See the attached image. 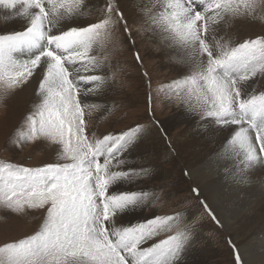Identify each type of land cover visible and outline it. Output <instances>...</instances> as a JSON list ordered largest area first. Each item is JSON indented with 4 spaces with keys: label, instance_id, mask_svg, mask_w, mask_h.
<instances>
[{
    "label": "snow or ice",
    "instance_id": "snow-or-ice-1",
    "mask_svg": "<svg viewBox=\"0 0 264 264\" xmlns=\"http://www.w3.org/2000/svg\"><path fill=\"white\" fill-rule=\"evenodd\" d=\"M259 6L264 0H137L139 20L130 22L123 0H0V94L35 86L18 136L24 146L55 145L58 156L35 168L0 163V209L43 213L34 234L0 245V264H187L195 221L185 212L142 218L159 199L144 183L155 173L145 159L150 129L137 124L101 138L88 130L86 110L101 107L88 98L110 88L95 53L119 29L134 46L137 22L177 50L187 71L169 88L192 115L212 118L223 137L214 160L243 182V174L264 168V36L232 46L216 34L233 18L254 19ZM91 16L96 22L85 23ZM16 20L22 27L9 30ZM136 59L142 64L138 52ZM192 193L220 224L200 188ZM232 246L235 264H247Z\"/></svg>",
    "mask_w": 264,
    "mask_h": 264
},
{
    "label": "rangeland",
    "instance_id": "rangeland-1",
    "mask_svg": "<svg viewBox=\"0 0 264 264\" xmlns=\"http://www.w3.org/2000/svg\"><path fill=\"white\" fill-rule=\"evenodd\" d=\"M133 20L138 21L139 18L129 19L130 22ZM84 22H96V17L91 16ZM3 26V14L0 13V27ZM11 26L9 23V30L14 29ZM131 32L134 46L129 43L127 34L119 29L95 53L106 66L104 74L109 79L111 90L105 93L106 99L88 98L89 102L101 105L99 109L86 110L90 112V115H86L89 132H94L95 138H101L108 133L127 131L137 124L147 126L150 131L155 127L159 129L165 140L163 144L170 152V158L160 164L168 172V176L162 179L153 177L150 182L144 181L146 188L157 190L159 199L143 211L142 218L153 214L165 216L185 212L190 220L195 221L197 231L186 253L187 264H235L233 244L238 246L247 264H264V180L260 178L253 181L246 178L241 182V174L236 169L229 165V172H225L223 166L226 162L217 164L213 157H190L188 161L178 156L173 140L180 130L182 132L186 128V124L179 117L176 124L174 122L170 125L173 126L170 135H166L161 126L163 121L168 123L176 114L188 110L169 88L187 70L177 63L176 53H172L158 39L151 38L150 33L143 32L140 23H133ZM216 36L217 39L223 37L221 43L227 41L232 46L264 36V6L257 7L254 19L233 18L224 35ZM137 52L142 64L136 59ZM171 57L176 59L172 60ZM27 93L22 88L7 95L0 94V163L35 168L56 162L58 156L55 145L37 140L24 146L18 136L22 121L36 100L35 94ZM188 112L192 115L189 110ZM193 116L202 120L205 128L209 125L216 128L211 117H202L199 111ZM153 120L159 121V125L154 124ZM204 126L199 127L202 129ZM151 153L145 159L154 168L156 160L153 152ZM132 166H139V159ZM193 169L209 173V183L216 193L215 196H209L212 201L206 196L209 195L208 189L205 194L195 180ZM185 171L190 175H185ZM247 174L243 175L247 177ZM197 186L200 188V199L207 201L220 224L203 207L197 205V197L192 193V188ZM130 190L137 189L131 187ZM244 197L246 200L241 199ZM213 203L218 204L217 208ZM42 222L43 213L40 211L29 210L26 214L17 215L0 209V245L34 234ZM164 238L161 234L148 244Z\"/></svg>",
    "mask_w": 264,
    "mask_h": 264
},
{
    "label": "bare ground",
    "instance_id": "bare-ground-1",
    "mask_svg": "<svg viewBox=\"0 0 264 264\" xmlns=\"http://www.w3.org/2000/svg\"><path fill=\"white\" fill-rule=\"evenodd\" d=\"M123 6L125 10V15L128 19H137L139 18L137 13V0H123ZM4 15L3 11H0ZM12 24V28L19 30L22 27V24L19 20H16L14 22H10ZM10 27V25H9ZM10 29V28H9ZM225 32H219L217 34L224 35ZM172 53H176V57L179 58L180 53L177 50L169 48ZM174 56V57H175ZM172 58V60H175L176 58ZM184 69H186L185 66L181 65ZM187 70V69H186ZM34 85L33 86H25V90L28 91L27 94H33L34 95ZM111 90V88H109ZM24 91V90H23ZM108 92V91H107ZM110 96V95H107ZM101 99H106V94L100 96ZM184 111V110H183ZM177 116L172 119L170 122L163 121L162 128L163 131L166 133V135H170V132L173 130V126L170 125L175 122L176 120H179V117H182L183 124H186V128L177 135L176 138H174V148L177 152L178 156L180 158L187 159L190 161V157L198 159V156L201 158L206 157H213L212 155L219 149L221 140L223 137H221L220 133L216 128H213V126H207L205 128L204 125H202V120L198 119L197 117L190 115L188 110H185L182 114H176ZM169 120V119H168ZM204 126V128L200 129L199 126ZM151 136L149 140L147 141V147L148 150L153 152L154 158L156 160V166H154L155 173L154 178L156 179H162L168 176V172L160 167V164L163 160L170 158V152L168 148L166 147L165 140L163 139L161 133L159 132L158 128H154L151 130ZM164 143V144H163ZM174 150V149H173ZM172 150V151H173ZM214 152V153H213ZM214 159V157H213ZM194 171V178L196 181L199 182V185L204 190L205 194L208 189L209 195L206 194L208 199L212 201L209 196H215V188L212 187V185L209 183V173H206L204 171ZM264 180V168H256L253 170L250 174H247V179L249 180H258V179ZM204 195V194H203ZM252 198L251 195H248ZM246 196V197H248ZM264 197V195L262 196ZM254 199L256 196L253 197ZM242 200H246L245 197L241 198ZM256 201V200H255ZM214 207L217 208V203H213ZM217 210V209H216ZM226 224H228L227 221L224 220Z\"/></svg>",
    "mask_w": 264,
    "mask_h": 264
}]
</instances>
